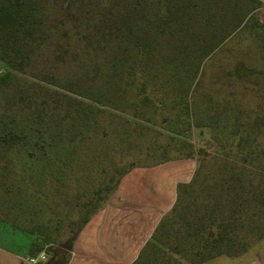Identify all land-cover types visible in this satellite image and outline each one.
<instances>
[{
    "label": "rangeland",
    "instance_id": "rangeland-1",
    "mask_svg": "<svg viewBox=\"0 0 264 264\" xmlns=\"http://www.w3.org/2000/svg\"><path fill=\"white\" fill-rule=\"evenodd\" d=\"M32 1L27 59L0 62L11 73L0 86V244L30 240L28 261L60 264L67 252L54 253L108 201L117 171L192 151L197 180L137 263L190 264L200 217L247 190L230 162L264 166V0ZM247 149L261 159L241 160ZM259 256L264 237L229 264Z\"/></svg>",
    "mask_w": 264,
    "mask_h": 264
},
{
    "label": "crops",
    "instance_id": "crops-1",
    "mask_svg": "<svg viewBox=\"0 0 264 264\" xmlns=\"http://www.w3.org/2000/svg\"><path fill=\"white\" fill-rule=\"evenodd\" d=\"M184 159L189 160H167L129 169L108 201L78 230L70 248L61 246L54 255L66 251L65 264H137L158 225L176 203L178 185L193 179L197 161ZM7 227L6 234L15 236L20 232ZM29 245L30 240L25 246L0 244V264H33L24 253ZM229 259L219 255L199 264H229ZM253 260L251 264L264 263V257Z\"/></svg>",
    "mask_w": 264,
    "mask_h": 264
},
{
    "label": "trees",
    "instance_id": "trees-1",
    "mask_svg": "<svg viewBox=\"0 0 264 264\" xmlns=\"http://www.w3.org/2000/svg\"><path fill=\"white\" fill-rule=\"evenodd\" d=\"M32 3V0H0V62L6 61V63H10L12 59L19 61L27 59L28 55L26 50L30 44L34 19L36 18V8ZM10 76L11 73L8 71L0 75V86H6ZM127 78L129 81H135L140 79V76L132 70L130 73H127ZM135 88L137 89L136 96H141L145 102L148 99L145 93V86ZM114 90L112 91V95L116 99V102H118L120 96L124 93L119 90ZM109 106L116 111L119 110L113 103ZM166 120L167 118L163 119L162 122ZM4 138V136H1L0 141L4 142ZM240 139L245 141L247 137L241 136ZM184 154L183 156L167 158L163 161L174 160L179 157L190 158L193 156L192 151ZM203 154L207 155L208 153ZM239 155L241 160L245 162L248 160H260L262 156L260 152L248 149L243 153H239ZM236 163L230 162V180L236 185H239L242 180H245L247 190L244 194H240L241 197L238 194L226 195L222 199L221 197H217L218 200L215 201L212 209L200 217L198 222L202 225L199 228L201 229V233L197 236L200 239L199 244L201 245V249L193 253L192 256L195 260L190 264H199L219 255H227L230 257L241 255L254 243L264 237V166L241 165L242 170L240 169V172H237L239 166L237 167ZM200 164L201 160L197 158V167L193 179L188 184L178 185V196L172 209H174L178 200L181 198V190L185 191L197 180L201 167ZM132 167L134 166L131 165L123 171H117L119 175L108 194L114 191L120 178ZM227 202L230 207L224 208ZM99 208L94 209L80 221L78 220L76 222L77 224L75 223V229L72 231L70 237L62 244L63 249L67 250L70 248L78 230L86 222L88 217ZM208 230L210 234L206 233L205 237L204 233L206 231L208 232ZM60 253L57 252V254ZM60 264H65V260L63 259Z\"/></svg>",
    "mask_w": 264,
    "mask_h": 264
},
{
    "label": "flooded vegetation",
    "instance_id": "flooded-vegetation-1",
    "mask_svg": "<svg viewBox=\"0 0 264 264\" xmlns=\"http://www.w3.org/2000/svg\"><path fill=\"white\" fill-rule=\"evenodd\" d=\"M57 255H59V254H55L54 256H57ZM54 256H53V257H54ZM48 263H49V262L47 261V264H48Z\"/></svg>",
    "mask_w": 264,
    "mask_h": 264
}]
</instances>
